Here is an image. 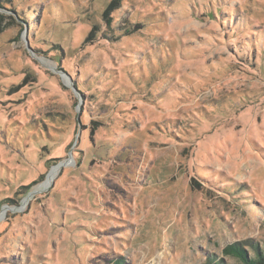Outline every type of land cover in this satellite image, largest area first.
Returning a JSON list of instances; mask_svg holds the SVG:
<instances>
[{"label":"rangeland","instance_id":"obj_1","mask_svg":"<svg viewBox=\"0 0 264 264\" xmlns=\"http://www.w3.org/2000/svg\"><path fill=\"white\" fill-rule=\"evenodd\" d=\"M262 53L264 0H0V264L264 250Z\"/></svg>","mask_w":264,"mask_h":264},{"label":"trees","instance_id":"obj_2","mask_svg":"<svg viewBox=\"0 0 264 264\" xmlns=\"http://www.w3.org/2000/svg\"><path fill=\"white\" fill-rule=\"evenodd\" d=\"M108 9L104 11L103 15L107 16ZM94 26V25H93ZM117 34L119 37L123 35H128L131 31L128 28H125ZM92 33H95L94 31ZM123 33V34H122ZM257 54V53H255ZM264 54V53H262ZM246 55L249 57L254 56V47L249 48ZM253 64V62H252ZM248 248L252 250V254L248 252ZM222 253L238 259L242 264H264V250L258 247L257 244L252 243L251 240H245L243 242L235 241L233 243L227 244L222 248ZM120 264V260L116 261ZM210 264H223L220 260L209 259Z\"/></svg>","mask_w":264,"mask_h":264},{"label":"bare ground","instance_id":"obj_3","mask_svg":"<svg viewBox=\"0 0 264 264\" xmlns=\"http://www.w3.org/2000/svg\"><path fill=\"white\" fill-rule=\"evenodd\" d=\"M56 170H57V167H55V168H54V169H53V170L47 175L46 181L44 182L45 185L48 184V183L51 181V179H52V177L54 176ZM5 209H6V208H5ZM3 212H5V210H3ZM0 214H1V213H0Z\"/></svg>","mask_w":264,"mask_h":264}]
</instances>
